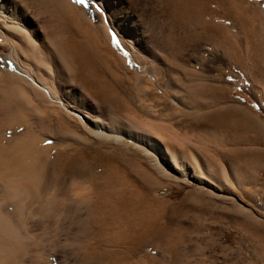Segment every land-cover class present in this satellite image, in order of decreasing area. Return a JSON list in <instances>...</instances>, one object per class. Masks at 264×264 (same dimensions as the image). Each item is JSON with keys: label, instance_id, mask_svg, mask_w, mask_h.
Instances as JSON below:
<instances>
[{"label": "rangeland", "instance_id": "rangeland-1", "mask_svg": "<svg viewBox=\"0 0 264 264\" xmlns=\"http://www.w3.org/2000/svg\"><path fill=\"white\" fill-rule=\"evenodd\" d=\"M50 1L29 0L27 2L26 0L27 5L25 7H29L28 10L33 15L34 12L35 14L38 13L39 16L36 18H38L37 21L40 25L44 22L46 16L48 18L50 15H53V17L50 16L53 20H57L54 22H59L57 18L58 8L52 6L55 0ZM70 1L72 3L76 2L84 9L87 8L88 0H84V3H78L77 0ZM143 1L145 2L143 3ZM143 1L133 0L130 2L136 20H138L139 28L143 32L141 37L144 39L142 41L143 46L135 43L131 46L137 62L130 57L128 51L123 50V54L128 55L131 59L134 65L133 69L138 71L141 67L145 71L138 72V75H136L132 68L126 67L123 63L120 68H116L117 70L113 68L115 72L118 71V80L108 77L113 74V71L108 68H101V74L106 76L109 83L111 82L109 87L119 91L118 94L126 99L125 101L130 102H126V104H129V106L131 104L130 107L134 109L133 112L130 110L132 112L130 115L120 113L122 118L131 122L149 136L156 138L163 145L170 147L175 154L177 152L182 167L192 168L195 175L200 179L209 181L210 186L193 180L189 177V173H186L185 176L177 175L162 166V164L154 163V157L143 152L129 139H126L122 144L119 143V145L115 144L113 140L97 138L91 133L88 134L81 127L80 123L83 125V119L82 121L77 120L70 115L73 121L69 124L70 131L61 130L59 128L60 123L55 124L54 121H49L46 115L41 116L43 114L39 113V109L30 104L29 97L24 94V86L26 89L28 87L26 81L18 76L16 77V72L8 68L7 71H0V105L1 103L4 104L1 107L5 108L9 116L6 113L1 114L0 119L4 118L8 122V126H15L16 129L11 128L12 130L6 131V134L8 132L6 136L11 135L9 134L10 131H26V135H22L20 142L23 147L22 153L25 152L22 155L26 156V159L29 157L28 160H32L35 166L41 169L43 167V170L48 169L45 170L49 173L48 178H54V176L58 177L59 180L66 178V176H63V178L58 176V171L64 161L63 154L65 152L71 153L79 146V149L85 152V158H89L88 153L99 156L95 160L96 172L105 171L111 165L119 167H129L128 165H130V168L138 171L147 170L151 175L153 174L155 180L159 179L160 184L153 186L149 190L150 193L147 194L142 191L141 187L139 188L141 183L137 184L139 190L146 197L152 196V198H156V202H164L168 207L165 215L160 220L158 219V225L164 228L160 230L161 234L155 236L148 252L141 249L138 252L139 256L148 253L150 264H237L236 256L251 257L252 262L247 261V264H264V77L262 76L264 75V67L259 69L255 62L259 60L258 58H264V0H256L262 7V12L259 15L263 22L262 30L250 31L248 28L246 30H249V36L248 34L245 36L243 31L240 30L232 33L233 31L227 27L228 25L221 22L220 14L227 13V16H233L234 7L230 0L205 1L206 11L201 10L200 7L203 2L198 0V6L200 4V7H198L199 12L195 11L194 8L193 10V5L188 3L181 5L182 7L168 8L169 13L166 10V14L168 13L167 20L163 22L166 26L156 22V20H154V24L153 21L149 24L147 20L148 16L151 15L152 19L156 15L160 16L159 0ZM216 3L218 8L215 5ZM224 3L228 6L227 8L223 5ZM182 12H184V16ZM252 12V9L246 8V13L249 16ZM60 13L62 12L60 11ZM191 18L194 19V22ZM90 20L94 21V18L90 17ZM88 21L89 17L81 22ZM171 25L173 26L172 29ZM56 26L60 29L61 23ZM165 27L166 29H164ZM108 31L113 36V44L118 47L117 34L112 29H108ZM158 32H160V35ZM62 34L61 31L59 33L60 39L59 37L57 39L58 42L62 40ZM29 38L35 40V42L38 41L31 34ZM175 41L179 43L174 44ZM232 41H238L241 47L237 58H234L233 54L231 55ZM57 45L56 47L59 50ZM252 49H254L253 53L251 52ZM20 80L22 81L20 82ZM52 85L56 87L55 83ZM215 97H219L222 101L211 103ZM89 99H93L95 103L98 102L91 96H89ZM42 100L43 98L40 102L48 104L47 101ZM21 101H23V104H21ZM43 103L40 108H43ZM100 103L96 104L101 105ZM7 108H9V111L6 110ZM104 108L108 109L109 107ZM231 108H235L236 111L231 110ZM90 114L104 117L99 112H90ZM53 117L57 121V118ZM42 126H44V129ZM40 130L45 131L46 138ZM47 141H50V143ZM107 153L112 154V157L106 156ZM150 159L152 160L150 161ZM179 161H177V164H180ZM48 178L47 181L50 182L52 179L48 180ZM137 178L140 179V176H137ZM202 194L216 201L215 216H198V213L201 214V212H198L200 207H198V201ZM212 208L214 209V207ZM56 214L58 218L53 214H48L52 217L47 216L49 217L48 220L45 217L46 215L41 217L39 230L41 229L40 232H42H33L37 234L35 238L38 241L40 240V243L37 241L38 244H34V247L30 243L28 244L32 251L29 250L30 252L27 251L24 254L23 259L27 260L28 258V262L23 260L25 264H31L32 261L33 264H50L47 257L44 256L46 255L44 252L45 249L50 251L48 249L51 246L49 242L53 240V242H56V246L50 248H56L55 255L57 256L56 259L55 256H50L51 264H122V262L130 264L126 258V248L124 246L120 247V253L124 257L122 261L120 258H115V253L106 252V256L107 253L110 256L108 262L105 259L102 261L103 251L100 252V259L97 258V261H93L90 260L88 252L83 248L69 244H65V246L61 237H64V234H69L68 231L71 230V226L69 228V219L66 221L68 217L65 219V215L61 214L64 217L62 219L59 212ZM16 217L15 214L14 218ZM58 219H60L59 221L62 220L63 223L58 222ZM51 220L63 226L59 230L58 227L54 228L55 231L54 229L50 230L56 226V223L53 224ZM43 221H46V224ZM57 226L60 225L57 224ZM179 228L183 229L182 233L185 240L177 250L171 252L163 243L166 239L172 237L174 230ZM56 230L59 232L57 231V233ZM66 230L68 233L65 232ZM51 232L55 233L54 236ZM47 235H51V237ZM60 238L61 240H59ZM39 245H42V248ZM255 247L259 252L254 250ZM177 253L182 257L180 261L174 259ZM26 254L27 258H25ZM258 254L260 257H258ZM46 259L47 261H45ZM116 259L117 261H115ZM56 260L60 262L57 263ZM172 261L174 262L172 263Z\"/></svg>", "mask_w": 264, "mask_h": 264}, {"label": "bare ground", "instance_id": "bare-ground-1", "mask_svg": "<svg viewBox=\"0 0 264 264\" xmlns=\"http://www.w3.org/2000/svg\"><path fill=\"white\" fill-rule=\"evenodd\" d=\"M28 1L29 0H27V2ZM131 1L133 0H88L87 8L84 9L76 2L72 3L70 0H55L52 6L58 8L57 18L59 22H54L57 20H53V15H50L52 17L49 16L47 18L46 16L42 26V24L40 25L37 21L38 18H36L39 16L37 15L38 13L36 12L35 14L33 10V15V13L28 10L29 7H25L27 5L26 0H0V71L6 70L7 68L12 69L16 72V74H12L24 79L26 81L25 83H27L26 85H28L27 89L24 86V94L29 97L31 102L29 103L39 109V113L43 114L41 116L46 115L49 121H54L55 124L60 123V127H58L61 130L70 131L69 124L73 122L71 119L72 117L81 121L83 119V125L82 123L80 124L83 130L87 131L88 134L91 133L97 138H105L110 141L113 140L115 144H122L126 139H129L135 146L137 145V147L142 149L143 152L154 157V163L162 164V166H165L177 175L185 176L186 173H189V177L193 180H196L200 184L210 186L211 183L205 179L198 178L192 168L182 167L177 152L175 154L170 147L168 148L163 145L156 138L149 136L146 132L122 118L120 113L130 115L134 109L130 107L131 104L130 106L126 104V99L118 94L119 91H115L109 87L111 82L109 83L106 76L101 74V68H108L113 71V74L108 77L116 80L118 71L115 72L114 69L120 68L123 63L126 67L132 68L136 75H138V72L145 71L141 67L138 71L137 69H133L134 65L131 59L128 55L123 54V50L128 51L127 53H130V57L136 61L131 46L134 43L143 46L142 41L144 40L141 37V34L143 36V32L139 28L138 20H136L133 11L134 9H132L133 6L130 4ZM138 1L140 0H137V2ZM201 1L203 4L200 7V4L198 6V0H159L160 12H158L160 16L156 15L152 19L151 15L148 16L149 18L147 20L149 24L152 21L154 24V20H156V22H160L164 25L165 23L163 24V22L167 20V15L169 13L167 9L171 7H180L186 3L193 5L192 9L194 8L197 12L200 11L198 7L206 11L207 9L204 3L208 0ZM50 2H52V0ZM144 2L145 1H143V3ZM230 2L234 7L233 16L229 17L227 13H222L220 14V20L222 23L228 25L227 27L233 31L230 30L232 33L240 30L247 36L249 30H262L263 22L259 16L260 12H262V7H260L261 4H258L256 0H230ZM215 5L217 7V3ZM223 5H225V3ZM227 7L228 6L225 5V8ZM246 8L253 10L250 16L247 14L249 12L246 13ZM166 10L168 11L167 14ZM60 11L62 13H60ZM192 12L194 13V11ZM225 12H227V10H225ZM182 13L184 16V12ZM56 14L57 12L55 15ZM176 16L178 15L176 14ZM88 17L89 21L82 23ZM90 17L94 18V21H91ZM191 20L194 22L193 18H191ZM60 23L61 28L59 29L56 25ZM20 24L28 30L24 29V27L22 28ZM151 26L153 27L152 24ZM170 27L172 29L173 26L171 25ZM248 28L249 30H246ZM108 29H112L117 34L118 47L113 44L112 41L114 39ZM164 29H166V27ZM61 31L63 32V37L62 40L58 42L57 39ZM27 32L30 33L28 34ZM158 33L160 35V32ZM30 34L36 37L38 41L35 42V40L33 41L30 39ZM177 42L175 41L174 44ZM232 42L233 48L231 55L233 54L234 58H237L241 51V47L238 41ZM56 45L59 46V50ZM159 46L161 47V45ZM178 46L180 47V45ZM253 50L254 49H252L251 52ZM258 59L259 60L255 61L257 63L256 66L261 69L264 67V58ZM247 65L249 64L247 63ZM262 76L264 77V75ZM21 81L22 80H20V82ZM258 81L260 80L258 79ZM54 83L56 87L54 85L51 86V84ZM89 93L91 95H88ZM89 96L101 102L100 104L104 107L108 106L109 108L106 109L103 106L101 108V105L96 104L98 102L95 103L93 99L90 100ZM41 98L47 101L48 104L40 102ZM221 101L222 99L215 97L212 99L211 103ZM21 102V104H23V101ZM42 103L43 108H40L42 107ZM17 104L19 103L17 102ZM1 105L4 106L2 103ZM1 105L0 115L6 113L5 108H2L3 106L1 107ZM8 109L9 108L6 110L9 111ZM234 109L231 108V110ZM130 110H132V112ZM90 112H99L103 114L104 117L92 115ZM70 115L72 116L71 118ZM53 116L57 118V121H55ZM134 116L136 117V115ZM14 127L8 126V122L4 118L0 119V264H21L24 260V254L29 250L32 251L28 244L30 243L32 246L38 244V240L35 238L37 234L33 232H42H40L41 229L39 230V226H41V217L44 215H46L45 217H51V214L55 215L58 212L60 218L62 216L61 214L65 215V219L68 217L66 221L69 219V224H67L69 228L71 226V230L68 231L69 234H64V237H61L63 238L64 245L69 244L83 248L88 252L90 260L97 261L100 259V252L103 251L104 256H102V261L103 259L107 262L109 260L110 256H108V253L106 256V252L115 253V258H120L122 261L124 257L120 253V247L124 246L126 248V258L130 264H150V256L148 253L139 256L138 252L140 249L148 252L149 247L153 244L155 236L161 234L160 230L163 227H160L158 223L161 217L165 215L168 207L164 202H156V198L154 199L152 196L150 197L148 195L149 197H146L139 188L141 187L142 191H145L146 194L150 193L149 190L153 186L160 184V180H155L152 176L153 174L151 175L149 171H138L134 168H130L131 166L128 164L129 167L111 165L109 169L100 171L101 173L96 172L95 160L99 156H97V154L91 155V153H88L89 158L86 157V159L85 152L79 149L78 145H76L78 146L77 149H74L71 153L65 152L63 154L64 161L63 165H61L62 167H60L58 171V176L59 178L66 176V178L64 177L63 180L57 179L58 177L56 176H54V178H48L47 175L49 176V173L45 171L48 169L43 170V167L41 169L35 166L32 160H28L29 157L26 159V156L22 155L25 152L22 153L23 147L20 142L22 135H26V131H10L11 133L9 134L11 135L6 136L8 134V132L6 134V131ZM42 127L44 129V126ZM40 132L42 131L40 130ZM44 132L42 133L44 134ZM44 135L46 138L47 134L45 133ZM111 155L107 153L106 156ZM151 160L152 159H150V161ZM177 161H179L181 165L179 163L177 164ZM35 164L37 165L36 162ZM137 176H140V179L137 178ZM47 178L48 180L50 178L52 180L49 182ZM139 183H141V185L138 188L137 184ZM215 204L216 201L202 194V197L198 201V207L200 206L198 212H201V214L198 213V216H215ZM212 207H214V209ZM15 214L17 215L16 218H14ZM49 217H47V220ZM62 219H64L63 216ZM59 220L60 219H58V222L61 223L62 220ZM44 222L46 224V221H43V223ZM51 222L53 221L51 220ZM55 223L53 222V224ZM60 223H56V226L50 230L56 229L57 227L59 230V228L63 226ZM57 224L60 226H57ZM63 229L61 230L63 231ZM58 230H56V232ZM182 230V228L174 230L172 237L164 241L163 244H165L171 252L177 250L185 240ZM49 231L48 233H50ZM65 232H67V230ZM51 234L54 236L53 234L55 233L51 232ZM49 237H51V235ZM61 238L59 240H61ZM53 241L49 242V245H51L50 247L56 246V242ZM40 246L42 248V245H39V247ZM50 247L48 248L50 251L45 249L44 253H46V255L44 256L47 257L51 264V260L49 259L50 256H55L54 258L56 259L57 255H55L56 248L53 249L54 247ZM25 258H27V254ZM181 258L182 257H180L178 253L174 256V259H179V261ZM47 259L45 261H47ZM117 259L115 261H117ZM56 262L59 263L60 261L58 262V260H56ZM173 262L174 261H172V263ZM22 264L25 263L23 262ZM31 264H33V261ZM122 264L124 263L122 262Z\"/></svg>", "mask_w": 264, "mask_h": 264}, {"label": "crops", "instance_id": "crops-1", "mask_svg": "<svg viewBox=\"0 0 264 264\" xmlns=\"http://www.w3.org/2000/svg\"><path fill=\"white\" fill-rule=\"evenodd\" d=\"M258 240H260V239H258ZM255 251H257V252H259V250L255 247V249H254ZM258 257H260V255L258 254ZM235 258H237L236 260V263L237 264H247V261H249V262H252V259H251V257H245V256H236Z\"/></svg>", "mask_w": 264, "mask_h": 264}, {"label": "snow or ice", "instance_id": "snow-or-ice-1", "mask_svg": "<svg viewBox=\"0 0 264 264\" xmlns=\"http://www.w3.org/2000/svg\"><path fill=\"white\" fill-rule=\"evenodd\" d=\"M78 3H84V0H77ZM48 143H50V141H47Z\"/></svg>", "mask_w": 264, "mask_h": 264}]
</instances>
